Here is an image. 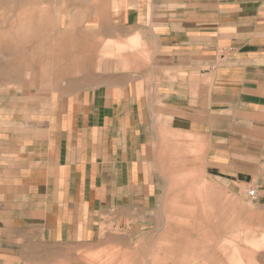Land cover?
Here are the masks:
<instances>
[{
    "label": "crops",
    "instance_id": "1",
    "mask_svg": "<svg viewBox=\"0 0 264 264\" xmlns=\"http://www.w3.org/2000/svg\"><path fill=\"white\" fill-rule=\"evenodd\" d=\"M127 5L95 70L55 99L0 104V264H39L48 246L142 223L164 184L166 135L255 153L250 181L264 194V0ZM193 232L178 231L170 262L221 264V228Z\"/></svg>",
    "mask_w": 264,
    "mask_h": 264
},
{
    "label": "rangeland",
    "instance_id": "2",
    "mask_svg": "<svg viewBox=\"0 0 264 264\" xmlns=\"http://www.w3.org/2000/svg\"><path fill=\"white\" fill-rule=\"evenodd\" d=\"M127 6V0H0V104L15 97L55 99L69 82L95 70L104 39L118 30ZM163 139L167 152L157 156L165 158L164 184L145 220L103 227L93 243L48 246L39 264H174L165 249L183 239L178 231L194 239L195 228L209 224L223 231L221 264H264V194L250 181L256 154L223 151L227 146L200 136ZM212 160L220 167L210 168ZM206 188L218 191L215 201L202 198Z\"/></svg>",
    "mask_w": 264,
    "mask_h": 264
},
{
    "label": "built area",
    "instance_id": "3",
    "mask_svg": "<svg viewBox=\"0 0 264 264\" xmlns=\"http://www.w3.org/2000/svg\"><path fill=\"white\" fill-rule=\"evenodd\" d=\"M256 195H257L256 190H253V189H249V190H248V196H249L251 199L256 198Z\"/></svg>",
    "mask_w": 264,
    "mask_h": 264
},
{
    "label": "bare ground",
    "instance_id": "4",
    "mask_svg": "<svg viewBox=\"0 0 264 264\" xmlns=\"http://www.w3.org/2000/svg\"><path fill=\"white\" fill-rule=\"evenodd\" d=\"M69 38V37H68Z\"/></svg>",
    "mask_w": 264,
    "mask_h": 264
}]
</instances>
